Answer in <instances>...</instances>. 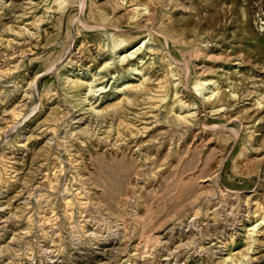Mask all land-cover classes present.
Returning <instances> with one entry per match:
<instances>
[{
  "label": "rangeland",
  "instance_id": "obj_1",
  "mask_svg": "<svg viewBox=\"0 0 264 264\" xmlns=\"http://www.w3.org/2000/svg\"><path fill=\"white\" fill-rule=\"evenodd\" d=\"M0 264H264V0H0Z\"/></svg>",
  "mask_w": 264,
  "mask_h": 264
}]
</instances>
